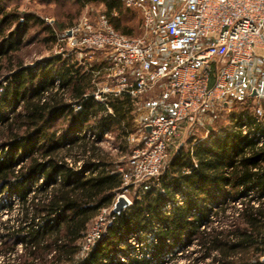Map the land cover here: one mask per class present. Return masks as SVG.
Segmentation results:
<instances>
[{
  "label": "trees",
  "instance_id": "16d2710c",
  "mask_svg": "<svg viewBox=\"0 0 264 264\" xmlns=\"http://www.w3.org/2000/svg\"><path fill=\"white\" fill-rule=\"evenodd\" d=\"M83 1H101L114 30L132 35L121 14L123 8L134 11L114 0ZM31 20H18V29ZM21 47L16 32L0 43V79L10 61V76L0 83V194L18 201L12 220L0 222V264H157L164 254H182L191 245L190 256L198 255L191 264H263L264 144L255 137H264V117L257 121L247 113L250 100L240 119L246 133L226 129L178 151L83 252L90 224L122 186V163L99 143L106 133H117L118 150L126 154L133 100L123 93L96 101L93 74L101 66L74 55L57 54L33 67L14 64L9 55ZM8 108L17 111L4 117ZM13 207L9 201L10 212ZM128 237L141 244L134 257H128Z\"/></svg>",
  "mask_w": 264,
  "mask_h": 264
},
{
  "label": "built area",
  "instance_id": "2783aa9c",
  "mask_svg": "<svg viewBox=\"0 0 264 264\" xmlns=\"http://www.w3.org/2000/svg\"><path fill=\"white\" fill-rule=\"evenodd\" d=\"M114 1L140 15L142 36L115 31L103 14L95 20L81 17L66 34L69 41L76 40L77 48L101 51L107 57L103 69L106 82L101 90L94 84V99L104 102L107 95L127 93L135 104L161 87L162 100L154 106H166L169 100L173 103L167 114L157 113L155 107L150 109L149 120L140 130L139 144L128 158L127 170L118 168L122 186L117 197L124 196V185L138 192L150 188L182 128L192 127L204 109L261 101L256 90L253 96V90L246 88L249 80H234L242 65L254 59L264 65V0ZM258 102L253 111L261 121L264 106ZM241 127L237 129L242 133L248 131L246 125ZM255 138L259 145L264 144V137ZM107 212L104 208L99 213ZM96 236L87 231L85 240L93 241ZM134 240L130 237L128 243Z\"/></svg>",
  "mask_w": 264,
  "mask_h": 264
},
{
  "label": "rangeland",
  "instance_id": "374dc122",
  "mask_svg": "<svg viewBox=\"0 0 264 264\" xmlns=\"http://www.w3.org/2000/svg\"><path fill=\"white\" fill-rule=\"evenodd\" d=\"M102 14L106 16V9L101 1L0 0V43H3L5 38L10 37V35H12L14 32H16V37H21V49L18 52L10 54L9 56L12 58L14 64L20 63L23 65V67H33L35 64L43 63L48 57L57 54H63L64 57L67 55H74V59L79 61L81 59H85L90 64H98L101 66V72L99 74H93L92 85L94 88L98 87V89L101 90L106 82V77L103 71V69L107 67L108 63L106 55L101 51L77 48L75 44L76 40L73 42L69 41V39L66 37V34L74 25L79 22L81 17L88 16L90 19L95 20L99 15ZM6 15L9 16L6 18ZM112 15L113 17H116L118 15V11H113ZM26 17H32V20L27 23L26 27H23L19 30L17 27V21H23L26 19ZM107 18L109 20V17ZM2 19H6L7 22L2 23ZM121 20L123 23L122 25H126L132 30V35H130V37H140L143 35L141 18L138 13L126 11L123 8ZM47 27L54 34L55 40L50 38V32L47 30ZM9 64L10 61H7L4 62L2 66L4 70L2 72L3 77L0 79L1 84H6L5 81L10 76V73L7 70V67L10 66ZM255 64H257V61L253 60L252 64L249 63L242 65L237 71L234 82H241L240 80L242 76L250 74V69L252 70V68L255 67ZM261 79H264V77ZM95 83L97 84V87H95ZM255 84L257 85V83ZM160 100H162L161 87H156L149 94L137 99L135 104H133V110L131 114L133 117V131L129 133L126 139L127 146L125 155H122L118 150L120 141L116 140L117 133H106L103 137V140L99 143V147L103 151L108 152L111 156L115 157L118 162L122 163L118 168L127 170L128 158L132 151L139 144L140 130L149 120L150 109L155 107L157 113L163 112V114H167L169 111H171L173 104L171 100L167 102L166 106H154ZM249 103L250 105L249 108H247V113H249V111L254 112L253 107L257 102L255 103L254 100H250ZM249 103H247V101L242 103L231 102L227 106L211 105L207 109H204L201 113V116L192 127L186 126L182 128L180 134L174 140L168 150V155L162 164V169L164 164L181 149L187 150L195 143L210 141L214 134L217 135L219 132L225 131L226 129H237L241 127L243 124L240 119L245 113V105H248ZM13 111L16 112L17 110L8 108L3 111V116L11 117ZM57 125L59 126L60 124L58 123ZM84 133L89 134L87 137L92 140V134L89 131H84ZM1 141L2 140H0V142ZM80 164L81 162L78 163V165ZM123 188V191L120 192L123 193L124 196L118 195L116 197L118 193L116 191L113 195V204L119 197H124L129 202L130 207L137 198H140L142 192H138L137 188L135 189L133 186L124 185ZM9 201L14 204V209L11 212L7 208ZM17 204L18 201L16 198L5 195V192L0 194V222L12 220L13 215L11 213H16ZM112 205L108 207L107 213H99L90 224L88 228V234L93 237L94 233H96L97 236L93 241L90 240L89 242H87V240H85L86 238L84 237L82 247L83 249L86 246L88 247L84 249L83 252L88 251L90 247L101 238L102 234L106 231L107 226L114 219L116 214L110 213ZM235 207L238 209L240 205H235ZM128 208L121 213H125ZM228 213H233V211ZM129 238L130 237H128L127 241H129ZM134 239L135 240L133 242L129 243L131 249L128 252V257H134L141 247V244L137 238ZM19 248L20 247H18V249ZM193 249L194 247L191 245L190 247H187L186 252H183L182 254L180 251L173 250L172 254H164L157 264H191V259L198 256H196V254L190 256V253ZM116 255L120 261L126 263L125 257L121 252L118 251ZM208 261L209 260H206L202 264L208 263Z\"/></svg>",
  "mask_w": 264,
  "mask_h": 264
},
{
  "label": "crops",
  "instance_id": "0c3cea01",
  "mask_svg": "<svg viewBox=\"0 0 264 264\" xmlns=\"http://www.w3.org/2000/svg\"><path fill=\"white\" fill-rule=\"evenodd\" d=\"M254 60L257 61V64H255V67L252 68V70L250 69V74L242 76L240 81H250V84L246 88L248 90H256L261 97V101L258 102L257 100L259 99H254V101L255 103H261L262 106H264V79H261L264 77V65H262L258 59ZM252 63L253 61L250 64ZM255 83H257V85Z\"/></svg>",
  "mask_w": 264,
  "mask_h": 264
},
{
  "label": "water",
  "instance_id": "95a60500",
  "mask_svg": "<svg viewBox=\"0 0 264 264\" xmlns=\"http://www.w3.org/2000/svg\"><path fill=\"white\" fill-rule=\"evenodd\" d=\"M252 95L253 96L256 95V91H253ZM129 205H130L129 202L124 197H119L112 205V208L110 209V213L119 215L121 214V212L125 211L129 207ZM260 261L264 264V257H262Z\"/></svg>",
  "mask_w": 264,
  "mask_h": 264
}]
</instances>
